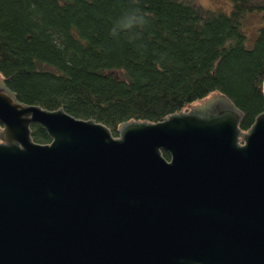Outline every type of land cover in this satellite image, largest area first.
<instances>
[{"label": "water", "instance_id": "obj_1", "mask_svg": "<svg viewBox=\"0 0 264 264\" xmlns=\"http://www.w3.org/2000/svg\"><path fill=\"white\" fill-rule=\"evenodd\" d=\"M187 105L113 136L0 76V264H264V110L240 131L215 90Z\"/></svg>", "mask_w": 264, "mask_h": 264}, {"label": "trees", "instance_id": "obj_2", "mask_svg": "<svg viewBox=\"0 0 264 264\" xmlns=\"http://www.w3.org/2000/svg\"><path fill=\"white\" fill-rule=\"evenodd\" d=\"M229 1L226 13L192 0H0V76L17 101L93 119L113 136L122 122L159 121L214 90L245 131L264 110V0ZM130 8L149 20L140 37H111ZM254 11L261 24L248 41Z\"/></svg>", "mask_w": 264, "mask_h": 264}, {"label": "clouds", "instance_id": "obj_3", "mask_svg": "<svg viewBox=\"0 0 264 264\" xmlns=\"http://www.w3.org/2000/svg\"><path fill=\"white\" fill-rule=\"evenodd\" d=\"M149 23V20L138 8H130L114 20L109 35L113 38H119L122 35L127 36L129 40L138 39Z\"/></svg>", "mask_w": 264, "mask_h": 264}, {"label": "rangeland", "instance_id": "obj_4", "mask_svg": "<svg viewBox=\"0 0 264 264\" xmlns=\"http://www.w3.org/2000/svg\"><path fill=\"white\" fill-rule=\"evenodd\" d=\"M195 3L200 4L203 7L212 9V10H218L222 12H228L231 6V3L229 0H192ZM261 24L260 19V13L259 12H250L244 17L243 21V28L247 31L246 35L248 37V41L253 37V35L256 32L257 27ZM250 38V39H249ZM264 84V81H263ZM190 107L188 106L187 110H189Z\"/></svg>", "mask_w": 264, "mask_h": 264}]
</instances>
